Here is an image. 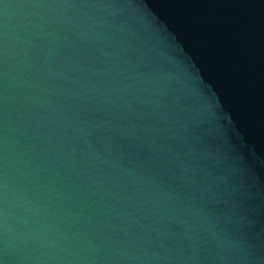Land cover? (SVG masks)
<instances>
[{"label": "water", "instance_id": "water-1", "mask_svg": "<svg viewBox=\"0 0 264 264\" xmlns=\"http://www.w3.org/2000/svg\"><path fill=\"white\" fill-rule=\"evenodd\" d=\"M170 0H0V264H200Z\"/></svg>", "mask_w": 264, "mask_h": 264}]
</instances>
